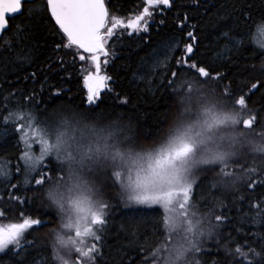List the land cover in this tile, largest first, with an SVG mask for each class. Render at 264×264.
Segmentation results:
<instances>
[{
	"label": "snow or ice",
	"instance_id": "6c2138e0",
	"mask_svg": "<svg viewBox=\"0 0 264 264\" xmlns=\"http://www.w3.org/2000/svg\"><path fill=\"white\" fill-rule=\"evenodd\" d=\"M145 3L143 11L125 23L110 16L105 0H40L37 6L32 0H0V32L8 29L10 18L25 11L28 20L54 21L61 39L67 40L66 44L55 45L54 50L62 46L83 50L95 67V72L84 76L87 102L92 106L111 79L101 74L102 64L107 68L109 57L115 56L108 50L110 43L114 49L115 40H122L125 33L132 36L147 32L153 15L150 8L170 6L171 0ZM244 16L251 18L249 12ZM38 28V23L23 26L16 40L21 45L17 61L31 62ZM187 35L195 40L191 32ZM216 39L223 41L217 57L225 63H235L232 56L241 55L246 46V36L232 28L222 29ZM260 51L264 55V46ZM192 52V44L185 45V54ZM251 55L255 57L257 52ZM85 59V55H79L80 61ZM165 63L150 66L147 75L139 77L149 90L166 89L175 96L174 107L165 119L167 126L157 129L154 140L150 129L141 136L130 123L102 124L76 112L48 113L51 101L36 100L35 92L22 96V101L14 100L18 107L9 111L2 122L15 125L19 133L17 146L23 144L18 157L22 166L16 165V173L23 175L25 188L32 185L42 191L48 208L55 210L45 215L58 220V224L50 229V245L43 241L37 245L25 237L33 226L51 220L21 213V222L0 225V264H134L137 254H142L143 264H222L218 259L221 251L231 257L228 264H264V233H246L258 239L237 243L233 249L229 246L234 242L231 233L223 231L232 227L238 234L243 233L232 223L234 219L240 223L251 219L257 228L264 226V197L247 205L251 216L238 206L236 211L242 215L234 218L227 204L215 197L214 208L201 213L199 207L206 199L201 194L204 181H208L210 194L218 191L231 195L232 203L239 205L245 200L243 195H236L240 186L253 190L256 181L251 177L258 173L264 176V108L249 109L245 95L233 98L227 86L218 93L195 79L177 83V72L172 71L168 78L161 67ZM176 63L194 70L205 82L218 83L224 76L221 72L213 75L195 62L189 64L187 59ZM251 67L256 70V65ZM258 71L260 78L251 84L249 93L264 81V59ZM61 94L53 93V98ZM12 98V93L4 96L5 105L0 107H6ZM3 135L0 132V137ZM34 144L39 145L38 154L33 151ZM208 173H214L211 180ZM12 175L8 163L0 158V184L9 183ZM12 199L25 202L20 197ZM114 209L124 213L118 234L127 243L119 242L105 256L103 241L114 227ZM149 212L153 215L147 221L139 215ZM145 223L150 227L145 229ZM149 239L155 242L154 247ZM89 241L95 242L89 245ZM252 243L258 244L260 251Z\"/></svg>",
	"mask_w": 264,
	"mask_h": 264
},
{
	"label": "trees",
	"instance_id": "16d2710c",
	"mask_svg": "<svg viewBox=\"0 0 264 264\" xmlns=\"http://www.w3.org/2000/svg\"><path fill=\"white\" fill-rule=\"evenodd\" d=\"M109 14L115 15L124 21L135 17L146 6L145 0H105ZM40 0H32V5L37 6ZM250 6V7H249ZM28 6L25 5V9ZM153 15L148 26L147 32L128 36L126 33L122 40H115V48L110 46V53L114 51L115 56L109 57L107 68L103 67L104 73L111 79L108 81L107 91L100 95L95 105L89 106L87 102V87L84 83V76L88 72H95L94 65L87 60V53L83 50L71 49L63 46L59 51L54 50L57 44H66L67 40L61 39L54 21H31L27 18V12L9 19V27L4 31L0 39V106L5 105L4 96L13 94L6 107H0V158L8 163L13 173L9 183L0 184V225L19 223L22 221L21 213L24 217L42 220H51L50 223L40 227L33 226L26 233V240L34 241L37 245L43 241L50 245V229L57 226L55 220L46 216L50 212L47 201L44 199L42 191H38L32 185L27 188L23 186V175L16 173V165L22 162L18 160L23 151V144L17 146L19 133L15 132V125L3 124L4 116L9 111H14L18 105L15 99L22 101V96L36 94L38 101H51L47 104L48 113L53 111L65 115L73 112L83 114L89 120H98L102 124L111 121H120L124 124H132L141 136L145 129L151 130V137L154 140L157 136L158 128H166L165 119L171 108L174 107L175 96L166 89L149 90L147 84L139 79L140 76L147 75L148 68L160 61H166L161 67L166 71L167 77L171 78V72L178 74L177 83L180 80L195 79L205 85L206 88H215L219 93L224 87H230L233 98L245 95L249 109L264 108V81L256 90L248 92L252 83L260 78L258 71L264 55L261 54V46H264V0H171L170 6L158 5L150 8ZM245 12L251 14L250 19H246ZM226 17V18H225ZM38 23L39 28L35 33V46L30 63L17 61V53L20 52L21 45L16 43L23 26L25 24ZM224 28H232L237 34L246 36V46L239 56H232L235 63L221 62L217 57L220 44L217 36ZM191 32L195 40L187 34ZM192 44L193 52L185 54V45ZM122 45V46H121ZM257 52L253 57L251 53ZM85 55V61L79 60V55ZM62 58V60H61ZM103 59V58H102ZM187 59L188 63L195 62L198 67H205L211 74L216 72L224 73L223 78L216 81L201 79L194 70L177 65V60ZM256 65L253 70L251 65ZM35 73L33 78L32 74ZM60 92L61 95L53 98V93ZM127 101L124 103V101ZM98 105V106H96ZM31 107V105H29ZM40 107H44L43 104ZM35 111H39L37 108ZM264 114V113H262ZM39 148L36 144L35 149ZM34 150V145H33ZM252 157H249V161ZM247 166V165H246ZM214 173H208L209 180ZM255 180L253 190H249L246 185H241L236 195H243L245 200L239 204L232 203V196L221 192L208 191V181H204L201 186V194L206 199L200 207L201 213H206L214 208L218 200H223L231 215L235 218L242 213H237L236 208H242V212H248L249 216L253 213L247 205L257 203L264 197V176L255 174L251 177ZM16 184L17 188L12 189L11 185ZM12 197H20L25 202L20 203ZM215 197L217 199H212ZM254 197V199H252ZM115 203V201H113ZM158 207V206H153ZM55 211L54 209L52 212ZM115 218L111 231L104 238L102 252L107 256L109 249H115L119 242L127 243L122 234H118L119 225L124 217V213L119 209H114ZM215 214H221L216 211ZM147 221L153 213L149 212L145 216L140 213ZM237 228H242L243 233H237L235 228L226 227L223 231L231 233L233 243L229 246L233 249L236 244H244L245 240L250 243L257 237L245 235L246 233H264V226L256 227L251 219L240 223L234 219L232 221ZM150 225L145 223L144 228ZM143 230V229H142ZM50 234V236H49ZM150 236V234H149ZM144 237H141L143 243ZM95 241H89V245ZM224 241H221L223 243ZM99 244L100 242H96ZM149 243L155 246V242L149 239ZM208 246H211V242ZM251 246L260 251L258 244L252 243ZM247 251V248H244ZM133 253H129L132 255ZM138 258L134 264H143L142 254H137ZM251 258V257H250ZM218 259L222 264H228L231 257L220 252Z\"/></svg>",
	"mask_w": 264,
	"mask_h": 264
},
{
	"label": "rangeland",
	"instance_id": "374dc122",
	"mask_svg": "<svg viewBox=\"0 0 264 264\" xmlns=\"http://www.w3.org/2000/svg\"><path fill=\"white\" fill-rule=\"evenodd\" d=\"M133 18H134V17H133ZM133 18H130V19H133ZM125 23H127V21H125ZM101 74H102V75H106V74L104 73L103 69H101ZM106 91H107V90L102 89V90H101V94H102L103 92L105 93ZM0 132H1V131H0ZM2 132H3L4 134H6L5 131H2ZM35 145H36V144H34V150H33V151L36 152V153L38 154V152H39V148L36 147V149H35ZM37 145H38V144H37ZM38 146H39V145H38ZM114 191H115V190H114ZM52 210H53V209H52ZM52 210H50V212H52ZM53 212H54V211H53ZM55 222L58 224V220H55ZM49 236H50V234H49ZM51 238H52V235H51L50 239H51Z\"/></svg>",
	"mask_w": 264,
	"mask_h": 264
},
{
	"label": "water",
	"instance_id": "95a60500",
	"mask_svg": "<svg viewBox=\"0 0 264 264\" xmlns=\"http://www.w3.org/2000/svg\"><path fill=\"white\" fill-rule=\"evenodd\" d=\"M105 3H106V1H105ZM106 7L108 8L107 3H106ZM3 33L4 32H0V39H1L2 35H3Z\"/></svg>",
	"mask_w": 264,
	"mask_h": 264
}]
</instances>
